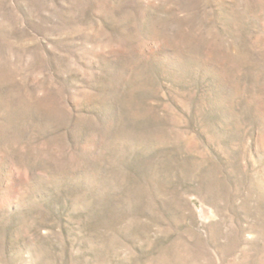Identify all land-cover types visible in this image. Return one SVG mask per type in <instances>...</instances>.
Segmentation results:
<instances>
[{
    "label": "rangeland",
    "instance_id": "rangeland-1",
    "mask_svg": "<svg viewBox=\"0 0 264 264\" xmlns=\"http://www.w3.org/2000/svg\"><path fill=\"white\" fill-rule=\"evenodd\" d=\"M0 264H264V0H0Z\"/></svg>",
    "mask_w": 264,
    "mask_h": 264
}]
</instances>
